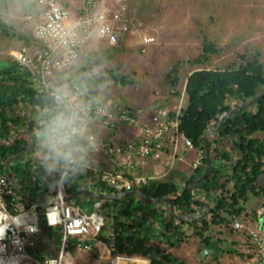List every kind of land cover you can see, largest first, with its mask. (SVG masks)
<instances>
[{
	"label": "trees",
	"instance_id": "obj_1",
	"mask_svg": "<svg viewBox=\"0 0 264 264\" xmlns=\"http://www.w3.org/2000/svg\"><path fill=\"white\" fill-rule=\"evenodd\" d=\"M12 1L0 0V30L4 27L1 14L8 10ZM133 1L138 2L141 12L152 5L151 0ZM25 39L26 45L30 46V38ZM218 53L215 44L205 37L202 53L191 62L200 69L187 78L185 103L179 117L181 132L193 142L197 151L203 153L201 167L190 175H183L180 181L172 176L169 180L134 188V191L143 192L153 199L172 201L180 216L201 215L206 210L203 205L205 200L211 204V213L202 220L180 223L173 217L168 205L151 204L140 197L103 202L90 198L91 205L100 204L104 217L101 233L95 241L87 242L93 249L97 242H103L110 249L111 256H139L151 259L152 264L177 263L167 251L182 245L188 233H192V238L198 239L205 248L218 252L216 248L222 242L215 240V232L223 235L228 230L233 234L238 231L235 228L237 220L244 217V223H248L250 218H257V209L249 205L253 199L260 201V207L264 203V185L260 183L264 177V97L247 110L227 118L210 138L212 170L195 191L197 197L201 195L197 201L190 192L191 185L205 171L204 134L216 125L224 113L264 93L263 62L242 56L239 65L210 69L207 64L211 56ZM104 71L107 80L116 85H128L127 79L118 70ZM179 73V70L173 69L168 75L173 97L180 96L177 92ZM41 94L42 91L28 80L26 69L19 63H12L9 70H0L1 141L10 143L24 131L31 134V118L41 102ZM30 146V138L26 135L20 136L13 147L0 146V175H4V165L10 157L23 153ZM110 147L113 149V145ZM104 148L106 152L109 149L108 146ZM31 154L15 161L9 173L26 196L40 203L47 202L57 197V192L50 191L46 184L41 183L39 176L42 173H38ZM90 175L87 172L84 177ZM73 184L69 190L71 195L80 189V178ZM91 188L100 194L117 193L99 183ZM14 196L17 198L14 205L23 203L30 207L15 191ZM9 200L6 199L8 210L14 213ZM45 211L46 208H37L40 231L54 240L58 248L61 235L57 229L48 227ZM240 253L242 259L247 261L250 258L242 250ZM39 259L44 260L42 256ZM134 261L138 264L148 262L139 258H134Z\"/></svg>",
	"mask_w": 264,
	"mask_h": 264
},
{
	"label": "rangeland",
	"instance_id": "obj_2",
	"mask_svg": "<svg viewBox=\"0 0 264 264\" xmlns=\"http://www.w3.org/2000/svg\"><path fill=\"white\" fill-rule=\"evenodd\" d=\"M150 2L152 4L150 8L141 12L138 2L133 0H106L107 6L119 10L124 15L128 25L127 31L115 46L100 39L85 41L81 57L76 62L79 65L78 71H86L103 64L104 70H118L127 79L126 86L116 85L109 80L105 104L119 103L130 109L139 118V124L134 126L119 124L117 128L111 129L114 130L113 133L115 132L113 136L119 135L121 138L116 142L134 139L139 125L156 121L150 117L154 111L156 115L153 116L160 117L165 111L173 115L182 110L187 78L192 72L200 69V66L191 62L202 53L205 37L214 43L219 51L218 54L211 56L207 64L210 69L239 65L242 56L255 58L264 63V0ZM76 5L77 10L73 12L75 16L79 8V4ZM173 69L180 71L177 89L180 96L177 97L172 96L168 76ZM154 105L156 108L148 112L149 107ZM138 109L145 111V114L138 115L136 112ZM114 147L117 146L114 144ZM196 159L197 154L193 152L187 161ZM191 172L189 165L177 164L173 176L180 181L183 175H190ZM260 183L264 185V177ZM81 208L94 210L85 202L81 203ZM217 232L215 240L222 242L216 248L218 252L209 249L213 253L208 252L201 256L203 250L207 248L198 239L192 238V233H188L182 245L167 251L177 261L170 264L246 262L245 258L240 257L242 255L240 250H244V232L235 231L230 234L225 230L223 235ZM39 236L37 258L27 259L22 264H38L40 256L46 259L59 254L60 246L57 248L54 240L45 237L41 231ZM65 264H112V256L108 246L103 242H97L92 250L77 249L75 246L71 248L69 255L65 257Z\"/></svg>",
	"mask_w": 264,
	"mask_h": 264
},
{
	"label": "built area",
	"instance_id": "obj_3",
	"mask_svg": "<svg viewBox=\"0 0 264 264\" xmlns=\"http://www.w3.org/2000/svg\"><path fill=\"white\" fill-rule=\"evenodd\" d=\"M79 1L75 16L59 0H37L41 19L35 26V36L41 48L34 51L24 46L13 54L14 60L26 69L28 80L34 82L40 91H43L44 83L56 75V66L66 57H71L75 62L80 59L85 41L100 39L115 46L127 31L128 25L124 15L119 10L107 6L106 0ZM74 21L82 22L81 38L71 47H62L60 42L63 40L65 30ZM101 31L102 35H99ZM89 33L97 35L88 38ZM180 114L181 112L171 115L165 111L161 113L158 121L139 125L133 140L116 148L113 146V149L108 146V155L113 158L118 156L122 168L112 166L103 169L95 164L88 171L92 175L88 178L84 177L85 175L79 177L80 185L92 187L99 183L117 193H124L133 192L135 187L149 185L152 182L169 180L176 172V165L187 159L188 153L197 151L193 142L180 130ZM98 122L109 129H114L119 124L138 125L139 118L133 111L120 104H106V112ZM203 158V153L197 151V159L189 165V170L192 172L198 170ZM148 162L154 163L152 171L148 174H138L139 169ZM73 185L65 186L64 190L57 193V197L47 201L49 205L45 211L48 227L57 229L61 235L60 252L53 257L58 259V264H65V257L74 246L77 249L92 250L93 246L87 242L95 241L104 226L100 204L95 206L92 213H86L75 204L66 202L65 199L71 195L69 190ZM200 197L201 195L198 196ZM9 198L14 213L8 210L6 199ZM16 200L14 190L5 175H0V215L11 213L18 219L20 225L19 227L13 225L14 230L10 231L2 242L6 250H0V260H14L16 264H22L27 259L37 258L36 247L40 241L37 213L39 207L29 203L27 204L30 207L23 203L14 205ZM46 212L49 213L48 216ZM250 219L251 221L244 223L243 217L235 223V228L239 232H244L243 252L250 256L243 264H264V203L257 209V218ZM30 227H35L37 231L34 233L28 231ZM103 258L102 256L101 259ZM134 258L147 260L152 264L151 259L121 254L112 256V264H138ZM48 259L43 261L39 259L38 264H46Z\"/></svg>",
	"mask_w": 264,
	"mask_h": 264
},
{
	"label": "clouds",
	"instance_id": "obj_4",
	"mask_svg": "<svg viewBox=\"0 0 264 264\" xmlns=\"http://www.w3.org/2000/svg\"><path fill=\"white\" fill-rule=\"evenodd\" d=\"M81 27V21L68 26L61 46L71 47L78 42ZM95 35L97 33H89L88 38ZM78 68L71 57L56 66V75L44 83L41 102L31 118L32 159L38 173H42L41 183L57 193L93 168L102 146L97 124L106 112V90L110 81L103 64L86 71H78ZM13 225L20 226L11 213L0 215V250H6L2 242L14 230ZM28 231L34 233L37 229L30 227ZM46 264H58V259L49 258Z\"/></svg>",
	"mask_w": 264,
	"mask_h": 264
},
{
	"label": "crops",
	"instance_id": "obj_5",
	"mask_svg": "<svg viewBox=\"0 0 264 264\" xmlns=\"http://www.w3.org/2000/svg\"><path fill=\"white\" fill-rule=\"evenodd\" d=\"M60 2L64 7L69 8L74 13H75V10H77L75 9V7L77 6L76 4L78 3L80 5L79 0H71V1L60 0ZM40 13H41V10L37 4V0H14L10 3L8 10L2 12L1 20L3 21L4 27L0 30V70H9V67H11V64L16 62L13 58V54L19 51L22 47L27 46L25 43L26 42L25 38L27 39L30 38L31 43H30V46L28 47H30L34 51H37L38 49L41 48L40 42L35 36V26L41 19ZM155 108L156 107L154 105L152 107H149V110L147 111L151 112V110ZM136 112L138 115H143V113L145 114V111H142L141 109L136 110ZM153 115H156L155 111L154 113L152 112L150 117L153 120L158 121L159 116L157 115L155 117ZM156 121L148 122V123H154ZM105 127L106 126L104 124L98 122L97 128L101 132L102 146H101L99 156L96 157V165L101 166L103 169L110 168L112 166H116V168L120 169L122 168V166L119 163V157L118 156L116 157L114 156V158L110 157L104 147L111 146V145L114 146V144L118 147L121 145L119 143L126 144L130 140L126 142L125 141L116 142L117 140L121 139L119 135L113 136L115 135L114 134L115 132L113 133L114 130H111L108 127L107 128ZM104 131H107V132H104ZM191 153L193 152H190L186 155L188 156L187 157L188 159ZM195 153L197 154V151H195ZM194 161H190V160L187 161V159H184L178 164L190 165ZM118 163H119V167L117 166ZM153 166H154L153 162H148L146 165L141 167V169H139L138 174L150 173L152 171ZM83 186L84 185L79 184V188H80L79 190L86 189L89 191L97 192L93 190L91 187H87V186L83 187ZM83 202L87 203L89 208L91 209H94L95 206L98 204L96 203L94 206L91 205L90 197L88 196H83L81 197V199H76L72 203L78 206L82 211L86 213H92L94 210L88 211L85 209L83 210L81 208V203ZM259 202H260L259 200L253 199L250 202L249 206H251L252 208L257 207L256 209H259L260 208ZM210 252L213 253V251H210Z\"/></svg>",
	"mask_w": 264,
	"mask_h": 264
},
{
	"label": "water",
	"instance_id": "obj_6",
	"mask_svg": "<svg viewBox=\"0 0 264 264\" xmlns=\"http://www.w3.org/2000/svg\"><path fill=\"white\" fill-rule=\"evenodd\" d=\"M264 97V93L257 96L254 100L247 102L237 108L231 109L229 111H227L226 113H224L219 120L217 121L216 125L209 129L205 134H204V139H205V159H206V165H205V171L202 174V176L197 179L196 181H194V183L191 185L190 188V192L191 195L194 197V199L197 201L198 197L195 194L196 189L207 179V177L210 175V172L212 170V158H211V152H212V147L210 144V138L219 130V128L221 127L222 123L229 118L230 116L237 114V113H241L245 110H247L249 107L255 105L256 103H258L262 98ZM22 135H26L30 138L31 141V146L29 147L28 150L24 151L23 153H20L18 155H15L13 157H10L5 165H4V175L7 179V181L9 182L10 187L19 195L23 196L24 200L26 203H29L31 205H35L37 207H41V208H47V206L49 205V202H37L35 200L30 199L28 196H26L24 194V192L21 190V188L12 180L10 173H9V168L10 166L17 160H19L22 157L28 156L32 153V149H33V143H32V136L29 132H20L14 139L12 142L10 143H4L3 141L0 140V146L3 147H13L18 138ZM83 196H88L90 198L99 200L101 202L103 201H114V200H122V199H129L131 197H140L142 198L144 201L151 203V204H156V205H168L171 211V214L173 215V217L179 221L180 223H188L189 221H198V220H202L205 219L209 216V214L211 213L212 207L211 204L205 200L203 202L204 207L206 208L205 212L202 213L201 215L198 216H180L177 213V209L175 207V205L172 203V201L168 200V199H153L151 197H149L147 194L143 193V192H139V191H133V192H124V193H115V194H100L98 192H93V191H89L86 189H81L76 191L75 193H73L72 195L68 196L65 200L67 203H72L74 202L76 199H81V197ZM58 202V201H57ZM56 203V201H55ZM211 250L209 249H205L203 250L201 256L207 254L208 252H210Z\"/></svg>",
	"mask_w": 264,
	"mask_h": 264
},
{
	"label": "bare ground",
	"instance_id": "obj_7",
	"mask_svg": "<svg viewBox=\"0 0 264 264\" xmlns=\"http://www.w3.org/2000/svg\"><path fill=\"white\" fill-rule=\"evenodd\" d=\"M0 264H16L14 260H0Z\"/></svg>",
	"mask_w": 264,
	"mask_h": 264
}]
</instances>
